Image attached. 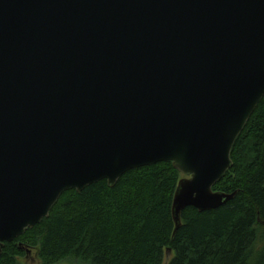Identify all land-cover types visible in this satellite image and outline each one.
I'll return each mask as SVG.
<instances>
[{
  "label": "water",
  "instance_id": "1",
  "mask_svg": "<svg viewBox=\"0 0 264 264\" xmlns=\"http://www.w3.org/2000/svg\"><path fill=\"white\" fill-rule=\"evenodd\" d=\"M263 97L264 0H0V256L65 191L158 163L173 234L225 206Z\"/></svg>",
  "mask_w": 264,
  "mask_h": 264
},
{
  "label": "trees",
  "instance_id": "2",
  "mask_svg": "<svg viewBox=\"0 0 264 264\" xmlns=\"http://www.w3.org/2000/svg\"><path fill=\"white\" fill-rule=\"evenodd\" d=\"M232 167L213 186L235 193L225 206L181 214L173 234L171 206L183 175L171 163L132 170L110 189L105 181L65 191L47 218L5 243L0 264H17L21 248L42 264H264V97L237 137Z\"/></svg>",
  "mask_w": 264,
  "mask_h": 264
},
{
  "label": "rangeland",
  "instance_id": "3",
  "mask_svg": "<svg viewBox=\"0 0 264 264\" xmlns=\"http://www.w3.org/2000/svg\"><path fill=\"white\" fill-rule=\"evenodd\" d=\"M184 178V176L182 177ZM29 250V253L24 252V256L22 258L17 259V264H42L41 261L39 260L37 256V250L36 249H29V248H24ZM173 255L170 253L165 252L164 258H163V264H167ZM59 264H75L73 261H65L61 262Z\"/></svg>",
  "mask_w": 264,
  "mask_h": 264
}]
</instances>
